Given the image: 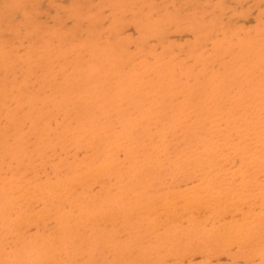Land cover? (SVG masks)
Segmentation results:
<instances>
[{
	"label": "rangeland",
	"instance_id": "1",
	"mask_svg": "<svg viewBox=\"0 0 264 264\" xmlns=\"http://www.w3.org/2000/svg\"><path fill=\"white\" fill-rule=\"evenodd\" d=\"M263 2L0 0V264H264ZM204 178L228 191L219 218L187 202ZM67 180L83 185L47 202Z\"/></svg>",
	"mask_w": 264,
	"mask_h": 264
},
{
	"label": "bare ground",
	"instance_id": "2",
	"mask_svg": "<svg viewBox=\"0 0 264 264\" xmlns=\"http://www.w3.org/2000/svg\"><path fill=\"white\" fill-rule=\"evenodd\" d=\"M245 4H246V3H245ZM263 6H264V2H263ZM243 7H244V6H243ZM185 10H186V9H185ZM254 12H255V11H254ZM66 13H67V12H66ZM64 14H65V13H64ZM252 14H253V13H252ZM18 16H19V15H18ZM18 16H17V17H18ZM42 18L44 19V17H42ZM232 20H233V19H232ZM250 21H252V19H250ZM250 21H249V22H250ZM239 22H240V21H239ZM241 22H242V21H241ZM243 22H244V21H243ZM249 22H248V23H249ZM252 22H253V21H252ZM248 23L246 22V24H248ZM68 24H69V23H68ZM130 29H131V28H130ZM130 29H129V30H130ZM132 31H133V30H132ZM182 37H185V36H182ZM182 37H180L181 40H182ZM186 37H187V36H186ZM171 38H172V37H171ZM175 38H176V37H175ZM177 39H178V37H177ZM131 48H132V47H131ZM66 58H67V57H66ZM209 67H210V66H209ZM214 67H215V66H214ZM85 71H86V70H85ZM8 79H9V78H8ZM83 97H84V96H83ZM44 103H46V101H45ZM158 109H159V108H158ZM263 118H264V117H263ZM261 119H262V118H261ZM145 121H146V120H145ZM145 121H144V122H145ZM160 122H161V121H160ZM142 124H143V123H142ZM156 124H157V123H156ZM224 125H225V124H224ZM224 125H222V126H224ZM242 128H243V127H242ZM262 129H263V127H262ZM95 132H96V131H95ZM244 132H245V131H244ZM244 132H243V133H244ZM261 132H262V131H261ZM74 133H77V132H74ZM108 133H109V132H108ZM230 133H231V132H230ZM248 133H249V132H248ZM79 134H80V133H79ZM88 134H89V133H88ZM98 134L100 135V132H99ZM68 135H70V134H68ZM73 135H74V134H73ZM165 136H166V135H165ZM245 136H246V135H245ZM207 137H208V135H207ZM243 137H244V136H243ZM103 138H104V137H103ZM1 139H2V138H1ZM4 139H5V138H4ZM96 139H97V137H96ZM235 140H236V139H234V141H235ZM67 141H68V140H67ZM115 141H116V140H115ZM260 141H261V140H260ZM263 141H264V140H263ZM147 142H148V141H147ZM242 143H243V142H242ZM102 144H103V143H102ZM102 144H101V145H102ZM251 144H252V143H251ZM251 144H250V145H251ZM256 144H257V143H256ZM67 146H68V145H67ZM107 146H108V145H107ZM224 146L226 147V145H224ZM258 146H259V145H258ZM227 147H228V146H227ZM232 147H233V146H232ZM236 147H237V145H236ZM199 148H200V147H199ZM203 148H204V147H203ZM220 148H221V147H220ZM258 148H259V147H258ZM260 148H261V147H260ZM93 149H94V148H93ZM170 149H171V148H170ZM229 150H230V149H229ZM229 150H228V151H229ZM222 151L224 152L225 149H223ZM225 152H226V151H225ZM232 152H233V151H232ZM237 152H238V151H237ZM82 153H83V152H82ZM208 153H209V152H208ZM217 153H218V152H217ZM221 154H222V153H221ZM221 154H219V155H221ZM223 154H224V153H223ZM229 154H230V153H228L227 155H229ZM239 154H240V153H238V155H239ZM255 154H256V153H255ZM78 155L80 156V154H78ZM209 155H211V153H210ZM219 155H217V156H219ZM230 155H231V154H230ZM120 156H121V155H120ZM251 156H254V157H255L256 155H250V157H251ZM121 157H122V156H121ZM207 157H208V155H207ZM215 157H216V156H215ZM230 157H231V156H230ZM250 157H249V159H250ZM216 158L218 159V157H216ZM220 158L222 159V157H220ZM251 158H252V157H251ZM258 158H260V157H258ZM69 159H70V158H69ZM171 159H172V158H171ZM232 159H233V158H232ZM215 160H216V159H215ZM236 160H238V158H237ZM252 160H253V159H252ZM252 160H251V161H252ZM258 160H259V159H258ZM260 160H261V159H260ZM179 161H180V160H179ZM219 161H220V160H219ZM222 161H223V160H222ZM238 161H239V160H238ZM238 161H236V162H238ZM262 161L264 162L263 158H262ZM174 162H175V161H174ZM212 162H213V161H212ZM178 163H179V162H178ZM250 163H251V162H250ZM250 163H248V164L250 165ZM111 164H112V163H111ZM175 164H177V163H175ZM253 164H254V163H253ZM107 166H108V165H107ZM115 166H116V165H114V167H115ZM175 166H176V165H175ZM228 166H229V164H228ZM233 166H234L233 164H232V166H230V168L232 167V169H233V170L230 169L232 172L229 170V171H230L229 174H231V175H233V174L235 175L234 172H236V171H234V168L237 167V166H234V168H233ZM252 166H253V165H252ZM111 167H112V166H111ZM114 167H113V168H114ZM199 167H200V166H199ZM202 167H204V166H202ZM212 167H216V166H212ZM255 167H256V166H255ZM255 167L253 166V167H251V169H252V168H255ZM104 168H107V167H104ZM173 168H174V167H173ZM176 168H177V167H176ZM176 168H174V169L176 170ZM181 168H182V166H181ZM237 168H238V167H237ZM242 168H243V167H242ZM108 169L111 171V168H109V166H108ZM211 169H212V168H211ZM214 169H215V168H214ZM223 169H224V168H223ZM251 169H250V170H251ZM81 170H82V169H81ZM96 170H100V168H99V169H96ZM96 170H95V171L90 170V171L96 172ZM101 170H103V169H101ZM177 170H178V169H177ZM235 170H240V169L238 168V169H235ZM250 170H249V171H250ZM213 171H214V170H212L211 173H213ZM249 171H248L247 173H250ZM97 172H98V175H99L100 172H99V171H97ZM97 172H96V173H97ZM102 172H104V171H101V175H102ZM107 172H108V171H107ZM175 172H176V171H175ZM185 172H186V171H185ZM241 172H244V171H242V169H241ZM254 172H255V171H254ZM80 173H81V172H80ZM82 173H83V172H82ZM96 173H95V174H96ZM220 173H221V172H220ZM245 173H246V171H245ZM85 174H87V173H85ZM85 174L81 177L82 179H84L85 176H87V177H90V176H91V173H90V172H89V174H87V175H85ZM180 174L182 175V173H180ZM88 175H89V176H88ZM92 175H93V174H92ZM96 175H97V174H96ZM135 175H136V174H135ZM178 175H179V173H178ZM213 175H214V174H213ZM216 175H217V174H216ZM221 175H225V174H222V173H221ZM221 175H217L215 178L217 179V177L219 178V176L221 177ZM227 175H228V174H226V176H227ZM239 175H240V174H239ZM244 175H245V174H244ZM93 176L95 177V175H93ZM93 176H92V178H94ZM167 176H168V175H167ZM198 176H199V175H198ZM198 176H195V177H198ZM97 177H99V176H97ZM97 177H96V178H97ZM180 177H181V176H180ZM201 177H202V176H201ZM204 177H205V176H204ZM241 177H243L244 179H246L248 176L245 177V176H243V173H242V174H241ZM249 177H250V176H249ZM260 177H261V176H260ZM90 178H91V177H90ZM90 178H88V180L93 181L92 178H91V179H90ZM96 178H94V179H96ZM100 178H101V177H100ZM243 178H241V179H243ZM253 178H254V177H253ZM69 179H72V178H69ZM85 179H86V178H85ZM85 179H84V180H85ZM180 179H181V178H180ZM239 179H240V177H239ZM241 179H240V180H241ZM73 180H74V178H73ZM78 180L80 181V179H78ZM88 180H87V181H88ZM205 180H206V179L204 178L203 181H204V184H205V185L203 184V185H204V186H203V185L201 184V186H203V187H200V188L194 190V191L191 192V193H189V191H188V195H186L187 198H188L187 202H189L190 204L195 205V206H201V207H203V209H204V208H206V209L208 208V209H210V211H211V213L209 212L210 214L214 213V216H213V217H216V216H217V217L219 218V216H220V214H221L222 212H223V214H224V208H223V207L226 206V203H227L226 200L228 199V195H227V192H228V191H227V192H220V193L217 192L218 190H217V191H216V190L214 191V189L211 188V187H212V183H211L210 181H209L208 183H206ZM235 180H236V179H235ZM237 180H238V179H237ZM67 181H68V183H67ZM67 181H65V182L62 181L63 184H60L61 186L58 187V188H56L57 183H55V185H53V186H54V187H52L53 189H52L51 186L49 185V189H52V190H51V196L48 197V199H46V201H47V202H48V200H49V201H52V200H54V198H55V200H56V197H57V196L54 197L55 192H59V193H63V194H70V195L72 194L71 196H72V198H73V194L75 195V193H74V192H75L74 188L77 187V186L74 185L75 183H74V184L69 183V182L72 181V180H70V181L67 180ZM81 181H82V180H81ZM87 181H86V182H87ZM97 181H98V180H97ZM106 181H107V180H106ZM111 181H113V179H112ZM168 181H169V180H168ZM199 181H200V179L197 180V182H199ZM203 181H202V182H203ZM217 181H218V180H217ZM8 182H10V181H8ZM12 182H15V181H12ZM12 182H10V183H12ZM62 182H61V183H62ZM107 182H108V181H107ZM132 182H135V181L133 180ZM197 182H196V185L198 184ZM219 182H220V181H219ZM0 183H2V182H0ZM16 183H17V182H16ZM19 183H20V182H19ZM90 183H92V182H90ZM90 183H88V185H89ZM98 183H99V182H98ZM112 183H113V182H112ZM186 183H187V182H186ZM186 183H185V187H186V186H189V185H186ZM241 183H242V182H241ZM41 184H42V183H41ZM77 184H79V186H81L80 184H82V183H77ZM105 184L108 186V189H109V184H107V183H105ZM113 184H114V183H113ZM113 184H112V185H113ZM120 184H121V183H120ZM188 184H190V183H188ZM193 184H194V182H193ZM219 184H220V183H219ZM253 184H254V183H253ZM6 185H7V183H6ZM11 185H12V184H11ZM58 185H59V183H58ZM82 185H83V184H82ZM112 185H111V186H112ZM196 185H194V186H192V187L195 188ZM241 185H242V184H241ZM79 186H78V187H79ZM121 186H122V185H121ZM182 186H183V185H182ZM199 186H200V185H199ZM221 186H222V184H221ZM238 186H239V185H238ZM78 187H77L76 190H78ZM125 187H126V186H125ZM125 187L123 186V189H124ZM183 187H184V186H183ZM189 187H190V186H189ZM192 187H190V188H192ZM239 187H240V186H239ZM20 188H21V187H20ZM26 188H27L26 190L29 191L30 186H29V188H28V186H27ZM36 188H37V187H36ZM36 188H35V189H36ZM59 188H60V189H59ZM96 188H97V189H96ZM96 188H94V190L96 189V192H97V191H98V187H96ZM190 188H189V189H190ZM257 188H259V186H258ZM257 188H256V189H257ZM22 189H23V187H22ZM31 189H32V188H30V190H31ZM46 189H48V186H47ZM111 189L113 190V188H110V191H109V192L112 191ZM119 189H120V188H119ZM126 189H127V188H126ZM182 189H183V188H182ZM182 189H179V190H181V192H182ZM186 189H188V188L186 187ZM73 190H74V191H73ZM124 190H125V189H124ZM183 190H184V189H183ZM227 190H228V189H227ZM260 190H261V189H260ZM20 191H21V190H20ZM20 191H19V192H20ZM31 191H32V190H31ZM86 191H87V189H86ZM86 191L83 189V192L86 193ZM88 191H89V190H88ZM90 191H91V190H90ZM148 191H149V190H148ZM148 191H147V192H148ZM255 191H256V190H255ZM13 192H14V191H13ZM19 192L16 191V192H14V193H19ZM23 192H24V190H23ZM33 192H34V191H33ZM33 192H30V191H29L30 194H29L28 192H26V194L24 193V196H25V195L27 196V200H30V199L33 198V196H34V194H32ZM91 192H94V193H95V191H91ZM229 192H230V191H229ZM36 193L39 195V197H38L39 199L45 197V194H46V193H45V189L42 188L41 186H40L39 188H37V190H35V194H36ZM97 193H98L97 195H99V193H101V191L99 190V192H97ZM119 193H120V192H119ZM175 193H176V192H175ZM177 193H179V191H178ZM230 193H231V192H230ZM11 194H12V193H11ZM87 194H90V193L88 192ZM87 194H85V195H87ZM111 194H112V193H111ZM168 194H169V193H168ZM179 194H180V193H179ZM9 195H10V194H9ZM9 195H8V196H9ZM12 195H14V194H12ZM70 195H69V196H70ZM107 195L109 196V194H107ZM117 195H118V194H117ZM119 195H120V194H119ZM166 195H167V194H166ZM170 195H172V193H170ZM230 195H231V194H230ZM238 195H239V194H238ZM26 196H25V197H26ZM36 196H37V195H36ZM40 196H42V197H40ZM100 196H102V194H100ZM168 196H169V195H168ZM172 196H173V195H172ZM172 196H170V199H171ZM10 197H11V196H10ZM25 197H24V198H25ZM61 197H62V195H61ZM85 197H86V198H84V199L86 200L87 197H91V196L87 195V196H85ZM102 197H103V196H102ZM173 197H174V196H173ZM173 197H172V198H173ZM177 197H178V195H177ZM237 197H239V196H237ZM237 197H236V198H237ZM240 197H241V196H240ZM240 197L237 198V199L233 198V199L236 200V201L232 202L231 205L234 206V207H236V208H239V207H238V202H240V200L243 201V203H245L244 200L242 199V197H241V198H240ZM256 197H257V196H256ZM256 197L253 198V199H255V200H254L255 202H258V203H259L260 198L257 197V198H259V200L257 199L258 201H256ZM260 197H261V196H260ZM28 198H30V199H28ZM66 198H67V197H66ZM68 198H69V200H70L71 197H68ZM149 198H150L149 201H152L151 197H149ZM156 198H157V197H156ZM159 198H160V197H159ZM159 198H158V199H159ZM174 198L176 199V196H175ZM180 198H181V196H180ZM262 198H263V196H262ZM12 199H13V198H12ZM14 199H15L14 202H16V198H14ZM14 199H13V200H14ZM39 199H38V200H39ZM43 199H44V198H43ZM79 199H80V196H79V198H77V200H79ZM95 199H96V198H95ZM97 199H98V197H97ZM97 199H96V200H97ZM153 199L156 200L155 198H153ZM167 199H169V198H167ZM233 199H232V200H233ZM253 199H252V201H253ZM24 200H25V202H26V199H23V202H24ZM82 200H83V199H82ZM82 200H81V202H82ZM91 200H92V199H91ZM96 200H93V201H96ZM154 200H153V201H154ZM31 201H32V200H31ZM31 201H30V202H31ZM88 201H89V200H88ZM106 201H107V200H105V202H106ZM143 201H144V200H143ZM146 201H147V202H146ZM149 201H148V199H145V203H146V204H147ZM158 201H159V200H158ZM164 201H165V200H164ZM164 201H163V202H164ZM14 202H13V203H14ZM28 202H29V201H28ZM28 202H27V203H28ZM53 202H54V201H53ZM83 202H84V201H83ZM154 202H155V203H158L157 201H154ZM166 202H167V200H166ZM166 202H165V203H166ZM176 202H177V200H176ZM178 202H179V201H178ZM182 202H183V204H185V203H184V200H183ZM11 203H12V201H11ZM35 203H37V199L35 200ZM55 203H56V202H55ZM91 203H92V202H91ZM145 203H142V204L144 205L143 209H144V208H145V209H148L149 206L146 208V207H145V206H146ZM155 203H152L154 208H153V207H149V208L155 209V206H154ZM160 203H162V202H160ZM160 203H159V206L161 205ZM165 203H162V204H165ZM253 203H254V202H253ZM32 204H33V203H32ZM63 204H64V203H63ZM148 204H150V202H149ZM179 204L181 205V201H180ZM255 204H257V203H255ZM255 204H254V205H255ZM12 205H13V204H12ZM14 205H15V204H14ZM14 205H13V206H14ZM24 205H27V204L24 203ZM39 205H40V204H39V202H38V206H39ZM138 205H139V204H138ZM143 205H141V206H143ZM155 205H156V210H159V209H157V204H155ZM169 205H170V204H169ZM176 205H177V204H176ZM192 205H191V206H192ZM231 205H230V206H231ZM241 205H242V203H241ZM13 206L11 207L12 209L14 208ZM159 206H158V207H159ZM230 206H229V207H230ZM242 206H243V205H242ZM252 206H253V205H252ZM15 207H16V205H15ZM29 207H30V205H29ZM75 207H76V206H75ZM162 207H163V209H165L164 206H162ZM162 207H161V208H162ZM169 207H170V206H169ZM169 207H166V209L168 210V213H169ZM173 207H174V205H173ZM180 207H181V209L184 210L183 206H180ZM229 207H227V209H228ZM244 207H245V210L248 209V207L246 208V205H244L242 208H244ZM254 207H255V206H254ZM38 208H39V207H38ZM66 208H67V207H66ZM71 208H72V207H71ZM73 208H74V207H73ZM161 208H160V209H161ZM170 208H171V207H170ZM174 208H176V207H174ZM225 208H226V207H225ZM232 208H233V207H232ZM242 208H241V210L244 211V209H242ZM256 208L259 209L260 206H259V208H258V204H257V207H255V210H256ZM261 208H262V207H261ZM16 209H17V208H16ZM143 209H142L141 211H144ZM166 209H165V210H166ZM171 209H172V208H171ZM176 209H177V208H176ZM201 209H202V208H201ZM222 209H223V211H222ZM252 209H253V208H252ZM262 209H263V208H262ZM262 209H260V210H262ZM30 210H31V209H30ZM37 210H38V209H37ZM128 210H129V209H128ZM139 210H140V209H139ZM156 210H154V211H156ZM161 210H162V209H161ZM161 210H160V213L162 212ZM165 210H164V212H165ZM220 210H221V211H220ZM248 210H251V209L249 208ZM41 211H42V210H41ZM172 211H174V210H171V212H172ZM177 211H178V209H177ZM203 211H204V212H205V211L207 212L208 210H203ZM239 211H240V210H239ZM32 212H33V211H32ZM53 212H54V210H53ZM128 212H129V211H128ZM133 212H134V211H133ZM158 212H159V211H158ZM158 212H157V214H158ZM164 212H163V213H164ZM166 212H167V211H166ZM182 212H183V211H182ZM182 212H181V213H182ZM184 212H185V210H184ZM184 212H183V214H182L181 216L185 215ZM190 212H191V214L189 213L190 215L188 216V219H187V220L185 219L186 222L189 221V220H191L192 217H193V219H195V217L199 216L198 213L201 212V210H200L199 212L196 211V212H197L196 214L193 212V213H194V216L196 215L195 217L193 216L192 208L190 209ZM219 212H220V213H219ZM228 212H230V211L228 210ZM231 212H233V211L231 210ZM246 212H247V211H246ZM246 212H245V213H246ZM256 212H257V213H258V212L261 213V212H264V211H263V210H262V211L257 210ZM29 213H31V212L28 211V214H25L24 217H27L28 215H30ZM37 213H39V212H37ZM101 213H102V212H101ZM119 213H120V212H119ZM119 213H117V215H118ZM124 213H126V212H124ZM151 213H152V211H151ZM151 213H150V214H151ZM153 213H154V212H153ZM163 213H162V215H163ZM175 213H176V212H175ZM175 213H174V214H175ZM237 213H238V212H237ZM249 213H250V215H248V212L246 213V215H248V216L245 217L244 219L241 218L242 215H241V217H240V216H239L240 214H239V215L236 214V217L234 216V218H237V219L239 218V219H238V222H235V223H237V225H238L239 220L241 219V220H244V222H245L246 225H248L246 221H248V223H251L252 225H254L255 222H256V220H257V218H255V217H256V215H258V214L256 213V215L253 216V215L255 214V213H254V214L252 215V217H253V218H252V217H251V214H252L251 211H250ZM11 214H12V213H11ZM39 214H40V213H39ZM41 214H42V212H41ZM47 214H49V213H47ZM51 214H52V213H51ZM51 214H49V215H47V216H50ZM93 214L95 215L96 213H93ZM111 214H115V213H111ZM120 214H121V213H120ZM122 214H123V213H122ZM133 214H134V213H132L131 215L133 216ZM141 214H144V213L142 212ZM174 214H173V215H174ZM187 214H188V213H187ZM187 214H186V215H187ZM197 214H198V215H197ZM201 214H202V213H201ZM216 214H217V215H216ZM223 214H222V216H221L220 218L225 217V215H223ZM242 214H243V217H244V212H243ZM26 215H27V216H26ZM37 215H38V214H37ZM37 215H36V216H37ZM81 215H82V214H81ZM81 215H79V217H80ZM99 215H100V214H99ZM103 215H105V214H103ZM107 215H108V214H107ZM107 215H105V216H107ZM117 215H116V217H117ZM137 215H139V214H137ZM162 215H161V216L158 215L159 218L162 217ZM170 215H171V214H170ZM178 215H180V214H177V218H176V214L174 215V217L176 218V220L179 219V216H178ZM186 215H185V216H186ZM202 215H203V214H202ZM206 215H207V213H206ZM229 215H230V214H229ZM260 215H261V214H260ZM262 215H263V213H262ZM12 216H13V215H12ZM52 216H53V214L51 215V217H52ZM101 216H102V215H101ZM105 216L103 217V218H104L103 220L106 219ZM109 216H110V215H109ZM124 216H126V214H125ZM128 216H129V215H128ZM155 216H156V212H155ZM158 216H157V217H158ZM190 216H191V218H190ZM211 216H212V215H210L208 218H212V219H213V217H211ZM237 216H239V217H237ZM249 216H250V217H249ZM24 217H23V218H24ZM28 217H29V216H28ZM28 217H27V218H28ZM76 217H77V216H76ZM86 217H88V216H85L84 220L86 219ZM93 217H94V216H92L91 218H93ZM96 217H97V219L95 218L96 221H97V220L99 221V219H98V214H96ZM110 217H111V216H110ZM113 217H114V216H113ZM165 217H166V214H165ZM174 217H171V219H169V220L174 221V220H172ZM204 217H205V216H204ZM204 217H203V216H202V217L199 216L200 219H202V218H204ZM206 217H207V216H206ZM206 217H205V218H206ZM227 217H228V215H227L225 218H227ZM230 217H231V218H230ZM230 217H229V219H225V218H224L225 221H228L227 223H228V225H229V228L232 227L231 225H233L232 223H234V221H232V223H231V225H230L229 222H230V219L232 220V217H233V216L230 215ZM31 218L34 219L35 216H34V217H31ZM41 218H43V216H42ZM49 218H50V217H49ZM55 218H56V217H55ZM65 218H66L67 220L70 219L69 217H65ZM82 218H83V217H82ZM89 218H90V217H89ZM107 218H108V217H107ZM111 218H112V217H111ZM119 218H121V217H119ZM119 218H117V221H119V220H118ZM175 218H174V219H175ZM184 218H186V217L183 216V217H181V218H180L179 220H177V221H180L181 219H184ZM218 218H216V219H218ZM254 218H255V219H254ZM38 219H40V218L38 217ZM44 219H45V218H44ZM76 219H77V218H76ZM160 219H162V218H160ZM167 219H168V218H167ZM206 219H207V218H206ZM258 219H259V218H258ZM16 220H17V219H16ZM21 220H22V219H21ZM21 220H18V221H21ZM26 220H27V219H25L24 222H25ZM29 220H30V218H29ZM29 220H28V222H29ZM31 220H32V219H31ZM45 220H47V219H45ZM87 220H89V223H90V220H91V219H88V218H87ZM101 220H102V218H101ZM106 220H107V219H106ZM155 220L159 221L157 218H155ZM162 220H163V222H164V218H163ZM165 220H166V219H165ZM176 220H175V221H176ZM197 220H199V219H197ZM203 220H204V219H203ZM203 220H201V221H203ZM208 220L211 221V219H208ZM43 221H44V220H43ZM69 221L71 222L72 220H69ZM94 221H95V220H94ZM157 221H155V222H157ZM185 221H184V222H185ZM192 221H194V220H192ZM192 221H191V222H192ZM220 221H221V220H220ZM236 221H237V220H236ZM262 221H264V219H263ZM16 222H17V221H16ZM40 222H41V219H40ZM40 222H39V223H40ZM84 222H85V221H84ZM119 222H121V221H119ZM155 222L152 223V224L149 225V226H152V225L156 224ZM163 222H160V223H163ZM166 222H170V221H166ZM166 222H165V223H166ZM184 222H183V225H184ZM186 222H185V224H187ZM191 222H190V223H191ZM194 222H195V221H194ZM198 222H199V221H198ZM17 223H18V222H17ZM39 223H38V224H39ZM89 223H88V224H89ZM122 223H123V222H122ZM157 223H158V222H157ZM174 223H175V222H174ZM200 223H202V222H200ZM200 223H197V225H196V224H195V225H196V226H199ZM203 223H204V222H203ZM203 223H202V224H203ZM19 224H20V222H19ZM19 224L17 225V227L15 226V227H16V230H17ZM51 224H52V222L50 223V225H47L48 228L50 227L49 229H51V226L53 225V224H52V225H51ZM88 224H87V226H89ZM107 224H108V223H107ZM123 224H124V223H123ZM163 224H164V223H163ZM180 224H182L181 221H180ZM211 224H214V223H211ZM215 224H217V223H215ZM245 224H244V225H241V228H242V226H245ZM257 224H258V223H257ZM15 225H16V223H15ZM56 225H57V223H56ZM56 225H55L53 228H56ZM62 225H63V224H62ZM90 225H91V224H90ZM156 225H157V224H156ZM158 225H160V224L158 223ZM166 225H167V224H166ZM168 225H169V223H168ZM189 225H190V224H189ZM193 225H194V224L192 223V226H193ZM200 225H201V224H200ZM221 225H222V223H221ZM10 226H12V223H11ZM10 226H9V228H10ZM47 226H46L45 229L43 228L44 230H43V229H42V230H39V232L42 231L41 233H43V231H46V230L49 231V229H47ZM91 226H92V225H91ZM142 226H143V225H142ZM154 226H155V225H154ZM163 226H164V225H163ZM187 226H188V225H187ZM190 226H191V225H190ZM190 226H189V227H190ZM192 226H191V227H192ZM196 226H194V227H196ZM201 226H202V225H201ZM218 226H220V225H218ZM234 226H235V225H233V228L236 227V226H235V227H234ZM239 226H240V223H239ZM23 227H24V225H23L21 228H23ZM63 227H64V226H62V228H63ZM107 227L109 228V225H108ZM183 227H184V226H183ZM183 227H182L181 229H183ZM212 227H214V229H215L216 226H212ZM249 227H250V226H249ZM62 228H61V229H62ZM105 228H106V227H105ZM179 228H180V227H179ZM210 228H211V227H209V229H210ZM219 228H220V227H219ZM251 228H252V226H251ZM251 228H250V229H251ZM31 229H33V228H31ZM70 229H71V228H70L69 226H65V227L63 228V231H67V230H70ZM118 229H119V228H118ZM118 229H117V230H118ZM220 229H221V228H220ZM230 229H231V228H230ZM20 230H21V229H19V231H20ZM52 230H53V229H52ZM56 230H57V228H56ZM78 230H80V229H78ZM105 230L107 231V229H105ZM148 230H149V229H148ZM160 230H161V229H160ZM167 230H168V229H167ZM224 230H225V228H224ZM226 230H227V229H226ZM237 230H238V229H237ZM239 230H240V229H239ZM239 230H238L239 233L236 232L237 234H240V231H239ZM241 230H242V229H241ZM31 231H32V230H31ZM31 231H30V232H31ZM48 231H46V232H48ZM63 231H62V232H63ZM106 231H105V232H106ZM118 231H120V230H118ZM128 231H129V230H128ZM222 231H223V230H222ZM222 231H221V232L219 231V232L223 234ZM27 232H28V231H27ZM46 232H45V233H46ZM51 232H54V236L57 238V235H55V233H56L57 231H54V230H53V231H51ZM199 232H200V231H199ZM210 232H211V230H210ZM215 232H216V231H215ZM242 232H245V231H242ZM256 232H257V231H256ZM41 233H39V234H41ZM49 233H50V231H49ZM49 233H46V234H49ZM57 233H59V231H58ZM87 233H88V231H87ZM164 233H165V232H164ZM232 233H233V231H232ZM232 233H230V235L228 234L227 237L231 236ZM234 233H235V232H234ZM51 234H52V236H53V233H51ZM51 234H50V235H51ZM94 234H95V233H94ZM105 235H106V234H104V236H105ZM233 235H234V234H233ZM15 236H16V235H15ZM15 236L13 237V239L16 238ZM24 236H26V234H25ZM41 236H46V235L43 233V234H41ZM54 236H53V237H54ZM65 236H66V234H65ZM70 236H71V235H70ZM221 236H222V235H221ZM225 236H226V235H225ZM225 236H223L222 238H224ZM242 236H243V235H242ZM39 237H40V236H39ZM55 237H54V238H55ZM58 237H59V236H58ZM236 237H238V236H236ZM236 237H235V239H236ZM243 237H244V236H243ZM245 237H246V239H248L249 234H248V237H247V235H246ZM27 238H28V237H26V239H27ZM56 238H55V239H56ZM216 238H218V237H216ZM32 239H33V238H32ZM55 239H54V241H56ZM96 239H97V238H96ZM228 239H229V242H228V241H225L226 239L224 240L225 242H228L227 244H224V246H226V247H227V245H229L230 242L233 243V242L235 241V240H231V241H230V238H228ZM228 239H227V240H228ZM240 239H241V238H240ZM240 239H239V240H240ZM8 240H10V239L8 238ZM221 240H222V239H221ZM241 240H242V239H241ZM38 241H40V238H39ZM38 241L35 240V242L40 243V242H38ZM54 241H53V242H54ZM92 241H94V240H92ZM243 241H244V240H243ZM245 241L247 242V240H245ZM249 241H250V240H249ZM257 241H258V240H257ZM26 242H27V241H26ZM50 242H51V241H50ZM53 242H52V243H53ZM220 242H221V241H220ZM235 242H236V241H235ZM240 242H241V241H239V242H237V243L239 244ZM258 242H260V241H258ZM56 243H57V242H56ZM56 243H55V244H56ZM87 243H88V242H87ZM44 244H46V243H44ZM218 244H220V243H218ZM221 244H222V243H221ZM235 244H236V243H235ZM18 245H19V244H18ZM18 245H17V246H18ZM36 245H37V244H36ZM222 245H223V244H222ZM222 245H219V246H222ZM37 246H38V245H37ZM41 246H42V245H41ZM235 246H236V245H235ZM43 247H44V245H43ZM43 247H42V248H43ZM177 248H178V247H177ZM216 248H217V247H216ZM221 248H222V247H221ZM221 248H220V249L217 248V249L221 250ZM234 248H235V247H234ZM181 249H183V248H181ZM181 249H180V251H181ZM192 249H193V248H192ZM232 249H233V248H232ZM232 249H231V250H232ZM164 250H165V249H164ZM164 250H163V251H164ZM190 250H191V249H190ZM209 250L212 251L211 248H210ZM233 250H234V249H233ZM178 251H179V249H178ZM183 251H184V250H183ZM226 251H227V250H226ZM185 252H186V251H185ZM187 252H188V251H187ZM175 253H176V252H174V254H175ZM178 253H179V252H178ZM215 254H216V253H215ZM62 255H63V254H61V256H62ZM109 257H110V256H109ZM175 257H176V256H175ZM167 258H168V257H167ZM197 258H198V257H197ZM222 258H224V257H222ZM63 259H64V258H63ZM134 259H135V258H134ZM173 259H174V257H173ZM178 259H179V257H178L176 260H178ZM198 259H199V258H198ZM170 260H171V258H170ZM170 260H169V261H170ZM195 260H196V259H195ZM220 260L224 261L225 259H224V260H223V259H220ZM214 261H215V260H214ZM105 263H106V262H105ZM184 263H186V261H185Z\"/></svg>",
	"mask_w": 264,
	"mask_h": 264
}]
</instances>
